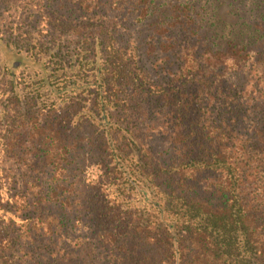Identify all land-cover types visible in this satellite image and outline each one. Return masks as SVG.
I'll list each match as a JSON object with an SVG mask.
<instances>
[{
    "label": "trees",
    "instance_id": "obj_1",
    "mask_svg": "<svg viewBox=\"0 0 264 264\" xmlns=\"http://www.w3.org/2000/svg\"><path fill=\"white\" fill-rule=\"evenodd\" d=\"M152 2L0 0V264H264V34Z\"/></svg>",
    "mask_w": 264,
    "mask_h": 264
},
{
    "label": "rangeland",
    "instance_id": "obj_2",
    "mask_svg": "<svg viewBox=\"0 0 264 264\" xmlns=\"http://www.w3.org/2000/svg\"><path fill=\"white\" fill-rule=\"evenodd\" d=\"M152 7L144 22V29L154 28L155 22L166 18L169 23H176L171 28L177 33L178 21H186L190 16L193 20V29L198 31L192 45L198 51H203L207 45L212 48H225L228 43H247L253 35L264 34V0H152ZM178 5H181L178 6ZM180 7V8H179ZM189 8V9H188ZM193 11V12H191ZM150 29H147L148 32ZM258 30V33L255 30ZM171 34L175 38L174 34ZM201 35L198 41L197 36ZM264 37L250 45L251 53L256 52ZM206 44V45H205ZM167 54L161 53L158 57L162 62ZM149 55L146 65L152 69L154 59ZM147 59V58H146ZM173 58H170L172 60ZM156 60V59H155ZM152 75H156L151 70Z\"/></svg>",
    "mask_w": 264,
    "mask_h": 264
}]
</instances>
